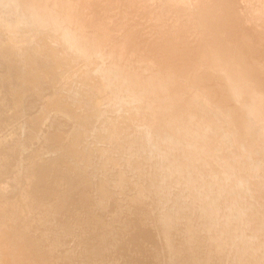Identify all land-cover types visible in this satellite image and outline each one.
Returning a JSON list of instances; mask_svg holds the SVG:
<instances>
[{"label": "bare ground", "instance_id": "obj_1", "mask_svg": "<svg viewBox=\"0 0 264 264\" xmlns=\"http://www.w3.org/2000/svg\"><path fill=\"white\" fill-rule=\"evenodd\" d=\"M89 1L83 6L81 0H0V58L26 50L17 66L25 90L12 92L9 104L0 91L5 120L0 175L9 174L15 182L13 195L0 189V264H61L58 254L75 253L76 245L68 248L56 230L44 228L58 216L62 221L56 227L78 238L86 231L97 234L87 264H218L220 254L219 264H264V176L246 161L249 146L264 160V150L256 145L264 140V97L241 78L243 69L256 66L248 51L264 45V30L257 28L264 29V0L263 9L258 6L262 17L239 23L233 16L240 0H175L167 15H159V28L182 39L192 26L195 38L203 40L191 41L185 50L193 61L180 70L136 57L141 46L157 47L134 34L113 45L116 55L106 53L117 28L106 20L101 0ZM217 17L227 30L224 51L213 40ZM39 39L53 60L46 70L31 64L27 54L28 44ZM233 47L241 50L232 64H207L209 55L217 60ZM181 56L176 50L175 57ZM174 86L179 90L172 93ZM186 96L187 103L200 106V118L189 113L163 121L169 104ZM156 101L164 102L160 109L153 108ZM207 102H215L216 109ZM220 114L230 126L209 122V116ZM62 121L66 127H60ZM151 127L157 133L149 140ZM232 131L242 140L237 143ZM141 137L152 156H127L125 142L135 144ZM9 153L18 157L7 170ZM96 163L104 178L100 184L89 177ZM165 189L170 197L163 195ZM174 205L178 209L172 211ZM191 210L207 217L205 245L191 225ZM178 218L185 219L183 225H177ZM154 233L160 246L152 241ZM165 249L173 250L170 261L156 260Z\"/></svg>", "mask_w": 264, "mask_h": 264}, {"label": "rangeland", "instance_id": "obj_2", "mask_svg": "<svg viewBox=\"0 0 264 264\" xmlns=\"http://www.w3.org/2000/svg\"><path fill=\"white\" fill-rule=\"evenodd\" d=\"M81 2L83 6H87L90 3L89 0H81ZM260 2V0H240L237 3V14H234L233 16L235 21L239 23L240 20L248 17H254L256 19L262 17L261 10L263 9V6ZM99 4L102 11L105 12L106 20H113V23L117 28V32L111 35L109 41H107L108 45L105 46L103 49L108 54L116 55L117 49L113 47V45L122 44L127 35L134 34L136 36H139L144 41L148 40L150 43H154L157 47V49H153L147 48V46H141L135 51L136 57H140L146 60L147 62L154 61L156 65L160 68L172 66L173 69L180 70L181 68H183V66L191 64V61H193L188 58V52H186V50L190 47L191 41L197 40L198 43H203L202 39L195 38L196 34L192 26L187 27L186 34L184 37H182V39H178L173 36L164 34L159 28V26H161L163 23L159 15H167L168 10L176 6L175 0H133L131 2L128 0H101ZM178 6L183 9L186 8L185 3H179ZM258 6L261 9L259 11ZM250 7L252 8L251 10L249 9ZM85 10L87 12V8ZM254 11L257 12L255 13ZM76 13L79 14V12ZM76 13L75 15L78 16V14ZM193 16L194 19H197L198 17L195 12H193ZM221 19L222 18L217 17L215 19V22H213L216 30L213 40L215 41L216 46H218L222 51H224L226 47L227 30L222 28ZM175 22L176 17H173L172 24L176 26L179 31L178 24ZM257 28L261 32L262 30H264L260 25H257ZM245 48L246 47H244L243 49ZM176 50L177 52L182 51L181 57H175ZM240 50L241 49H238L237 47H233L227 54H223L217 60H213L212 56L209 55L207 64L209 66H212V68H220L230 65L237 59ZM25 51L26 50H24L19 57H13L10 54H5L3 57L0 58V91L3 93L7 104H9L11 101L12 92L22 93L25 90L24 84L20 83V73L17 67L18 64L23 61ZM27 51V54L29 55L31 60V64L36 66L37 69L46 70L53 66V60L50 55L45 51V45L42 40L39 39L35 42L29 43L27 46ZM196 52V50L191 51L192 54H195ZM248 55L250 61L256 63V66L247 67L243 69L241 73V78L247 83L252 92L256 94H263L264 97V67L261 68L260 66H258L264 64V45H253L251 47V51H248ZM189 67L191 68L192 66L190 65ZM178 90L179 88L177 86H174L171 92L175 93L178 92ZM50 92V90L45 91V95L50 94ZM94 95L95 93H91V97H93ZM30 96L31 91H27V97H25L24 100L26 104L31 102ZM187 98L188 96H186L185 99L171 102L168 108L166 109V114L163 117V121L182 120L189 113H192L195 118L199 119L202 114L200 106H198L195 102L187 103ZM163 104L164 102L156 101V103H154L153 108L160 109ZM207 104L209 108L213 110L216 109L215 102H207ZM87 106L89 108H92L94 105L91 102H87ZM1 117H3V113H1ZM208 120L214 127H217L221 122L224 121H226L227 126H230L229 119L222 116V114H220L217 119L214 116H209ZM4 122L5 120L0 118V133L3 130L2 127ZM48 123L49 120L43 123L44 130H46ZM65 124L66 123L63 121L59 122L60 127H66ZM156 133V128L151 127V132L146 136V139H153ZM232 135L237 143L238 141L242 140V137L238 132L232 131ZM6 137L8 138L9 135H6ZM144 139V137L137 139L135 144H128L125 142V154L131 157H133V154L142 155L144 157L152 156L153 149L149 148V146L145 144ZM159 144L160 146L164 147L166 145L165 142L162 141H160ZM256 145L258 148L264 150V140H258L256 142ZM236 146L233 147L234 153H236L237 150ZM246 153V161L257 165L256 170L263 173L264 176V160L260 152L257 151L254 146H249L247 148ZM23 155L26 156V153L24 152ZM17 157L18 153H9L6 156L5 164L7 170H9V167L13 165ZM98 166L99 164L96 163L95 168L89 170V177L96 184H100L104 181L103 176L100 175L96 170ZM171 178L177 179L178 176L172 175ZM228 182L233 186L234 181L232 179H229ZM6 188L8 190L11 189L10 195H13L15 193V182L13 180V177L9 174L5 176L0 175V189ZM170 192L171 191L165 189L163 190V195L165 197H170ZM217 193L220 194V192ZM238 208L239 205L236 204L235 206H233V211H236ZM177 209L178 206L174 205L171 207L172 211ZM211 210L212 207H208V212H211ZM253 210L254 209L251 206H247L245 208V211L247 213H252ZM256 212L259 213L261 211ZM190 215L191 225L193 229L197 232L200 242L205 245L207 241V234L204 231V227L207 224V217H201L199 214H197L196 210H191ZM61 221L62 219L58 216L54 219V224L44 226V228L48 231L56 230L58 238H60L67 245L68 248H71L73 245H76L78 247L75 253L58 254V259L61 261V264L89 263L91 258V252L89 248L93 243H97V234L91 231H86V233H84L81 237L78 238L79 235L73 231H69L65 228H57L56 225L61 223ZM184 222L185 219L183 218L177 219L178 226L183 225ZM25 224L32 228L35 227V225H31L29 221H27ZM152 241L156 246H160L162 244V242L160 243L157 236H155V233L154 238H152ZM40 243L41 245H44V241L42 239L40 240ZM172 255L173 250L165 249L161 254L157 255L156 260H160L163 258L170 261ZM222 262L223 255L220 254L217 259V263L219 264ZM170 264L174 263L171 262ZM245 264H248V262H245Z\"/></svg>", "mask_w": 264, "mask_h": 264}]
</instances>
